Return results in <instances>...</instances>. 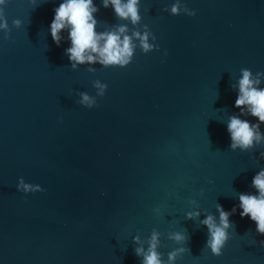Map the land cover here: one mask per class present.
I'll return each mask as SVG.
<instances>
[{
	"label": "water",
	"instance_id": "water-1",
	"mask_svg": "<svg viewBox=\"0 0 264 264\" xmlns=\"http://www.w3.org/2000/svg\"><path fill=\"white\" fill-rule=\"evenodd\" d=\"M174 2L141 0V23L160 51L137 48L124 68L73 70L67 32L59 47L50 33L62 0H9L10 39L0 31V240H146L153 229L161 240L170 231L207 240L200 219H218L217 203L230 211L239 193L256 192L264 147L231 151L227 120L240 112L231 87L240 69L264 71V0H181L195 16L162 11ZM94 4L98 31L124 23L102 0ZM97 79L108 85L99 107L80 105L77 93L96 96ZM20 178L45 191H19ZM192 199L196 221L185 218ZM240 211L230 217L229 240H264ZM259 242L227 241L220 256L206 241H162L159 251L166 261L184 247L176 264H264ZM136 246L0 241V264H141Z\"/></svg>",
	"mask_w": 264,
	"mask_h": 264
},
{
	"label": "clouds",
	"instance_id": "clouds-1",
	"mask_svg": "<svg viewBox=\"0 0 264 264\" xmlns=\"http://www.w3.org/2000/svg\"><path fill=\"white\" fill-rule=\"evenodd\" d=\"M8 2L9 0H0V31L3 32L2 38L5 41L10 39L12 30L5 13ZM110 6L116 18L124 23L113 25L104 31L97 30L99 22L95 14L99 12V8L94 4V0H62V3L54 8V18L50 24L51 37L59 47L61 41L65 39L61 34L62 31L67 32L70 47L65 49V55L68 56L73 70L80 65L96 63L103 68H124L132 62L137 48L143 54L154 50L160 51V45L156 43V35L146 24L141 23V0H102V7L109 8ZM162 11L170 12L174 16L181 13L188 16L196 15L195 10L181 3V0H175L171 5L165 6ZM21 24L20 19L12 21L13 28L18 29ZM164 54L167 55V52L165 51ZM87 71L94 74L96 69L87 67ZM262 83H264V71H257L254 74L248 68H241L237 82L231 85L233 88H238L234 107L240 110L239 114L230 115L227 120L231 151L239 149L242 152H251L257 147H264V132L261 131V125L264 124ZM93 87L96 89V96H90L86 92L77 93L79 96L77 102L89 109L99 107L96 97H103L108 85L97 79L93 81ZM242 116L257 118L258 122L251 123L247 119H241ZM259 156L260 159H264V151H260ZM257 163H259L258 160ZM251 187L256 192L239 193V204L233 206L230 211H225L223 206L217 203L218 219L213 214H206L204 219L199 220V224L207 228L205 247L210 249L213 255H222V250L230 239L228 230L234 226L230 217L236 213L237 207L241 209L239 213L241 218L249 217L256 223V232L264 235V167L253 176ZM17 188L26 194L45 191L39 185L25 183L23 178L19 179ZM189 203L195 210L187 212L185 218L196 221L201 216L200 205L195 199L190 200ZM168 239L176 244H183L186 236L170 231ZM133 243L137 245L134 252L137 257L141 258V264H176V261L186 251L184 247H178L168 253L165 261L164 254L159 251L162 247L161 233L156 229L152 230L146 240H142L139 235L134 236ZM259 243L264 248V240Z\"/></svg>",
	"mask_w": 264,
	"mask_h": 264
}]
</instances>
